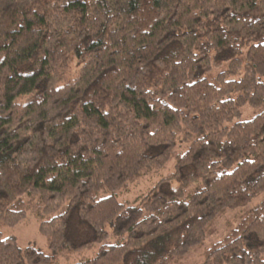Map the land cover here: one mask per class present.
I'll use <instances>...</instances> for the list:
<instances>
[{
    "label": "trees",
    "instance_id": "trees-1",
    "mask_svg": "<svg viewBox=\"0 0 264 264\" xmlns=\"http://www.w3.org/2000/svg\"><path fill=\"white\" fill-rule=\"evenodd\" d=\"M262 78L264 0H0V264H264Z\"/></svg>",
    "mask_w": 264,
    "mask_h": 264
},
{
    "label": "rangeland",
    "instance_id": "rangeland-1",
    "mask_svg": "<svg viewBox=\"0 0 264 264\" xmlns=\"http://www.w3.org/2000/svg\"><path fill=\"white\" fill-rule=\"evenodd\" d=\"M245 52H246V48H243L241 53L239 54V58L242 61H245ZM226 65L227 63H224L222 66L215 68L214 73L224 70ZM72 70H74V68L69 71V74L70 72H73ZM230 78H235V77H230ZM262 79L264 81V78ZM262 109H263L262 105L256 107L250 105H244L243 107L240 108V115L234 118L233 121L227 122L224 125L226 127H230L235 122L250 120L255 115L260 113ZM173 163H174L173 160L168 161L163 168L154 172L152 175L147 176L141 182L131 186L128 191L119 192L117 195L118 200L123 202V201H131L134 198H136L141 192L145 191L149 186L153 185L161 177L171 172L173 170ZM263 198H264V191L256 194L247 205L240 206L238 208L229 209L224 216H222L216 221L215 223L217 229L216 233L207 236L203 241V245L209 246L210 244L220 240L225 234V224L227 221L233 220L235 215L242 212L244 209H249ZM105 232L108 235L107 238L102 240L101 242H98L96 244V247H99L102 244H111L118 240V238H115L110 234V227L108 225L105 226ZM1 233L3 237L13 236L16 239L17 245L22 250L29 243H32L42 253L46 255L50 254L46 242V237L39 232L38 221L31 215H27L26 219L23 222L17 224L14 227H6L1 229ZM189 256H190V260L187 262V264H196V262L200 260L199 256H197L196 254H190ZM80 258H81L80 255L72 256L69 259L61 258L59 259L58 264H73L74 262L78 261ZM260 258L264 260V252L260 255Z\"/></svg>",
    "mask_w": 264,
    "mask_h": 264
}]
</instances>
